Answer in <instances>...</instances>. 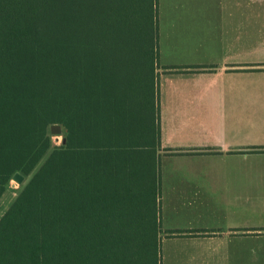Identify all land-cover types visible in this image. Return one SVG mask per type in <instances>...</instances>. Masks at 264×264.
<instances>
[{"label": "trees", "instance_id": "1", "mask_svg": "<svg viewBox=\"0 0 264 264\" xmlns=\"http://www.w3.org/2000/svg\"><path fill=\"white\" fill-rule=\"evenodd\" d=\"M137 36L127 54L0 35V198L25 177L0 218L3 264L158 257L156 27Z\"/></svg>", "mask_w": 264, "mask_h": 264}, {"label": "crops", "instance_id": "2", "mask_svg": "<svg viewBox=\"0 0 264 264\" xmlns=\"http://www.w3.org/2000/svg\"><path fill=\"white\" fill-rule=\"evenodd\" d=\"M154 18L161 264H264V0H158Z\"/></svg>", "mask_w": 264, "mask_h": 264}, {"label": "rangeland", "instance_id": "3", "mask_svg": "<svg viewBox=\"0 0 264 264\" xmlns=\"http://www.w3.org/2000/svg\"><path fill=\"white\" fill-rule=\"evenodd\" d=\"M157 2L158 0H0V35L16 34L22 37L20 39L54 44L51 47L49 45L48 49L60 47V44H76L79 49H100L102 52L113 53L116 47L121 48V44H126L128 54L131 52L129 44L137 42L140 29L144 27L151 30L155 26ZM115 44L118 46L115 47ZM132 53L135 55V52ZM63 137V131L58 135L53 134L54 143L61 144ZM159 150L160 147L157 152L158 172ZM20 185L12 178L10 187L0 199V211L10 206ZM163 213L158 199L159 224ZM164 250L159 237L158 257H152L150 263L161 264Z\"/></svg>", "mask_w": 264, "mask_h": 264}, {"label": "water", "instance_id": "4", "mask_svg": "<svg viewBox=\"0 0 264 264\" xmlns=\"http://www.w3.org/2000/svg\"><path fill=\"white\" fill-rule=\"evenodd\" d=\"M62 126L60 124H52L51 125V133L52 134H55V135H58V134H61L62 133ZM66 142V137H63L62 139V143H65ZM24 175L20 172H16L14 175H13V179L15 181H17L19 184H21L23 181H24Z\"/></svg>", "mask_w": 264, "mask_h": 264}]
</instances>
